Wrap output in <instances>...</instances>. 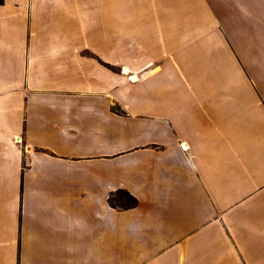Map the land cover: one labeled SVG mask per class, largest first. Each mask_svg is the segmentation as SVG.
Masks as SVG:
<instances>
[{
  "label": "crops",
  "instance_id": "obj_1",
  "mask_svg": "<svg viewBox=\"0 0 264 264\" xmlns=\"http://www.w3.org/2000/svg\"><path fill=\"white\" fill-rule=\"evenodd\" d=\"M0 264H264V0H4Z\"/></svg>",
  "mask_w": 264,
  "mask_h": 264
},
{
  "label": "rangeland",
  "instance_id": "obj_2",
  "mask_svg": "<svg viewBox=\"0 0 264 264\" xmlns=\"http://www.w3.org/2000/svg\"><path fill=\"white\" fill-rule=\"evenodd\" d=\"M229 42L231 43L230 52L234 53L233 48H235V53H237L239 49V41L237 39H231ZM190 51V43H188L184 48H182L181 53L179 54V56L176 57V59L179 60L177 64V72L169 73L166 75V87L161 90V92L165 93L168 96H175L180 93L184 95L185 93L190 92V87L193 83H196L195 85L198 86L201 81L206 80H239L243 78L239 75H235L236 73L234 70L224 72L226 70L219 69L220 71L216 73L208 72L209 68L208 66H206V64L208 63V56L203 53L201 57H197V55L195 54L192 58L190 56ZM94 58L96 57H93V59ZM96 59L99 61L98 57ZM102 63L107 65L104 61H102ZM123 68H118L120 74H125ZM95 70V66L88 65L87 67H85L84 73L82 74H85L88 80L93 74V71L95 72ZM125 75H130V79L132 80L131 74Z\"/></svg>",
  "mask_w": 264,
  "mask_h": 264
},
{
  "label": "trees",
  "instance_id": "obj_3",
  "mask_svg": "<svg viewBox=\"0 0 264 264\" xmlns=\"http://www.w3.org/2000/svg\"><path fill=\"white\" fill-rule=\"evenodd\" d=\"M4 0H0V4H3ZM139 200L133 196L130 192L125 190H119L109 198V204L118 210H129L139 206Z\"/></svg>",
  "mask_w": 264,
  "mask_h": 264
},
{
  "label": "bare ground",
  "instance_id": "obj_4",
  "mask_svg": "<svg viewBox=\"0 0 264 264\" xmlns=\"http://www.w3.org/2000/svg\"><path fill=\"white\" fill-rule=\"evenodd\" d=\"M123 69H124L125 74H131L132 75L133 81H139L143 77V72H141V71H131L128 66H124Z\"/></svg>",
  "mask_w": 264,
  "mask_h": 264
}]
</instances>
